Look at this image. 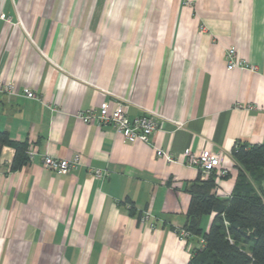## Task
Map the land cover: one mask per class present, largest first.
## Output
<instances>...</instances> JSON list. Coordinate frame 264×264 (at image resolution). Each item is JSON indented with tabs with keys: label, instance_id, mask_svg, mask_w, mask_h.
Listing matches in <instances>:
<instances>
[{
	"label": "crops",
	"instance_id": "0c3cea01",
	"mask_svg": "<svg viewBox=\"0 0 264 264\" xmlns=\"http://www.w3.org/2000/svg\"><path fill=\"white\" fill-rule=\"evenodd\" d=\"M191 1L0 0L11 18H0V81L41 99L0 93V131L38 153L14 171L15 150H2L0 264H189L202 247L175 232L200 176L183 153L222 155L230 175L214 176L212 193L225 199L238 175L234 148L264 143V0ZM230 47L259 72L228 70ZM121 100L131 117H162L148 143L76 118ZM76 154L70 173L42 166V156ZM146 211L154 229L140 222Z\"/></svg>",
	"mask_w": 264,
	"mask_h": 264
},
{
	"label": "trees",
	"instance_id": "16d2710c",
	"mask_svg": "<svg viewBox=\"0 0 264 264\" xmlns=\"http://www.w3.org/2000/svg\"><path fill=\"white\" fill-rule=\"evenodd\" d=\"M4 147L15 150L11 170L29 163L27 142H16L7 131H0V156ZM232 155L238 175L230 197L221 199L212 193L214 175L204 179L200 173L187 187L190 204L185 228L193 238L204 240L189 264H264V143L239 142ZM212 215L206 232L202 219Z\"/></svg>",
	"mask_w": 264,
	"mask_h": 264
},
{
	"label": "built area",
	"instance_id": "2783aa9c",
	"mask_svg": "<svg viewBox=\"0 0 264 264\" xmlns=\"http://www.w3.org/2000/svg\"><path fill=\"white\" fill-rule=\"evenodd\" d=\"M183 6L192 7L193 1L183 0ZM1 19L11 22V18L5 15L0 16ZM206 27L200 26V31L204 32ZM227 68L230 71L244 70L250 72H259V67L251 65L248 61L241 57L235 47H230L226 52ZM0 93L9 95H22L28 99L41 100L39 96L31 89L25 88L19 94L14 83L0 81ZM248 108H253L249 105ZM76 118L81 120L85 125L94 124L99 127H112L116 134L126 140L141 141L148 143L150 138L159 132L162 128V117L158 113H150L143 116L131 117L129 114V103L126 101H117L112 105L104 103L100 108H90L79 111ZM156 156L165 159L167 162H176L178 156L166 152L162 149H155ZM29 163L33 162L38 153L32 145H28L26 151ZM186 165L196 168L200 171L204 178L214 175L218 179H222L229 174V170L222 167V155L212 150H202L194 152L192 149H186L183 153ZM42 166L50 171L60 174H67L76 170L81 165V156L76 154L69 159L56 158L50 155L41 157ZM89 173L96 177L105 179L108 176V170L89 169ZM140 222L143 225H148L151 229L155 228V224L151 221L149 212L141 214ZM181 240H189L192 237L190 231L185 226L175 230ZM201 246L204 245V240L199 238Z\"/></svg>",
	"mask_w": 264,
	"mask_h": 264
},
{
	"label": "clouds",
	"instance_id": "9594fccd",
	"mask_svg": "<svg viewBox=\"0 0 264 264\" xmlns=\"http://www.w3.org/2000/svg\"><path fill=\"white\" fill-rule=\"evenodd\" d=\"M106 15L109 19H112L115 14L111 10H109L106 12Z\"/></svg>",
	"mask_w": 264,
	"mask_h": 264
},
{
	"label": "rangeland",
	"instance_id": "374dc122",
	"mask_svg": "<svg viewBox=\"0 0 264 264\" xmlns=\"http://www.w3.org/2000/svg\"><path fill=\"white\" fill-rule=\"evenodd\" d=\"M252 184L254 185V187L256 189H259L260 188V184L258 182H252ZM264 184L261 183V186H263Z\"/></svg>",
	"mask_w": 264,
	"mask_h": 264
}]
</instances>
